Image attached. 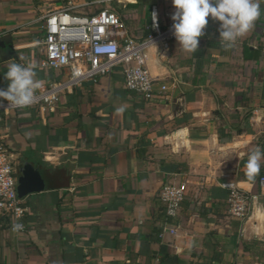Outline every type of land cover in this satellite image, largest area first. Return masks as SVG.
I'll use <instances>...</instances> for the list:
<instances>
[{"label": "crops", "instance_id": "1", "mask_svg": "<svg viewBox=\"0 0 264 264\" xmlns=\"http://www.w3.org/2000/svg\"><path fill=\"white\" fill-rule=\"evenodd\" d=\"M67 1L74 12L90 14L89 4L107 0H0V41L6 50L12 42L16 55L0 52V89L9 86L11 63L31 66L42 84L61 78V71L40 65L41 17ZM118 5L139 40L148 33L151 6L164 23L165 13L175 11L172 0ZM219 29V21L209 20L194 53L176 40L166 60L157 47L147 50L149 76L168 88L160 100L127 91L115 68L64 92L43 118L36 109L3 116L0 130L26 211L19 219L23 231H13L11 218L0 215V264H264L258 184L264 160L255 180L245 174L248 155L264 150V0L254 28L231 50L222 47ZM34 172L67 186L33 191ZM226 181L255 196L243 221L227 216L228 192L220 186ZM181 182L185 201L167 220L159 192ZM165 224L177 234L162 233Z\"/></svg>", "mask_w": 264, "mask_h": 264}, {"label": "built area", "instance_id": "2", "mask_svg": "<svg viewBox=\"0 0 264 264\" xmlns=\"http://www.w3.org/2000/svg\"><path fill=\"white\" fill-rule=\"evenodd\" d=\"M176 11V9H175ZM166 12L165 23L158 7L151 6L148 15V33L145 38L135 39L125 23L106 8L90 14L74 12V5L67 2L58 10L49 11L41 17L43 38L40 42L41 67L61 71L58 81L42 84L35 92L34 102L27 107H9L7 100L0 99V123L3 116L23 109H36L44 117L53 112L60 96L80 86L83 82L96 83L106 77L115 68L121 70L124 88L136 94L144 101L164 98L167 86L161 84L164 79L149 76L146 61L147 50L157 47L158 58L166 60L170 43L177 41L174 35L172 15ZM157 14L158 27L154 26L152 13ZM168 20V22L166 21ZM209 20H214L209 16ZM262 67L264 69V45L260 47ZM160 83L158 91L154 86ZM13 155L5 146L0 130V215L9 217L14 223H20L26 208L16 196ZM264 189V177L258 179ZM220 186L227 190V216L243 221L248 216L249 207L255 196H251L233 182H223ZM159 200L164 206L167 220L178 216L186 197V183H168L159 192ZM19 210V211H18ZM13 229V226H12ZM22 228L19 231H23ZM177 234L176 228L165 224L162 233Z\"/></svg>", "mask_w": 264, "mask_h": 264}, {"label": "clouds", "instance_id": "3", "mask_svg": "<svg viewBox=\"0 0 264 264\" xmlns=\"http://www.w3.org/2000/svg\"><path fill=\"white\" fill-rule=\"evenodd\" d=\"M172 3L176 9L171 17L174 35L179 46L188 53L198 50L209 16L220 22V43L225 51L231 50L239 39L245 37L261 16V0H172ZM152 20L158 27L155 12ZM5 78L10 83L6 90L0 89V99L7 100L9 107L30 106L35 100L36 90L42 86L34 69L20 63L9 64ZM117 111L122 112L123 109ZM262 160L264 150L259 147L248 155L245 174L249 181L259 175ZM22 228V224H13V231Z\"/></svg>", "mask_w": 264, "mask_h": 264}, {"label": "water", "instance_id": "4", "mask_svg": "<svg viewBox=\"0 0 264 264\" xmlns=\"http://www.w3.org/2000/svg\"><path fill=\"white\" fill-rule=\"evenodd\" d=\"M6 43L3 41H0V52H5V54H9L10 56H13L16 58L15 53L12 51L11 46L12 42H9L8 50H6ZM30 177V183L31 189L33 191H43L45 189H57V188H64L67 186L66 183H62L61 179L55 178V175H49V174H43L34 172L33 175ZM65 180H68L67 177H64Z\"/></svg>", "mask_w": 264, "mask_h": 264}, {"label": "rangeland", "instance_id": "5", "mask_svg": "<svg viewBox=\"0 0 264 264\" xmlns=\"http://www.w3.org/2000/svg\"><path fill=\"white\" fill-rule=\"evenodd\" d=\"M124 2L125 0H107L106 2H100V3H97L96 1L93 2L92 4H89L87 7H86V11H88L87 13H91V12H94V11H97V9L99 7H101L102 5L104 6V8H106L107 10H110V11H114L113 9H115L117 6H119L118 4L121 3V2ZM69 2V1H67ZM66 2V3H67ZM108 2V3H107ZM105 4V5H104ZM115 12V11H114Z\"/></svg>", "mask_w": 264, "mask_h": 264}, {"label": "trees", "instance_id": "6", "mask_svg": "<svg viewBox=\"0 0 264 264\" xmlns=\"http://www.w3.org/2000/svg\"><path fill=\"white\" fill-rule=\"evenodd\" d=\"M126 8H128L127 6H125V9ZM100 10V9H99ZM114 11H112V12H114L122 21H123V16H122V14H123V11H124V9L123 8H120L119 6H117L115 9H113ZM124 22V21H123ZM139 40V39H138ZM141 40V39H140ZM264 247V246H263Z\"/></svg>", "mask_w": 264, "mask_h": 264}, {"label": "bare ground", "instance_id": "7", "mask_svg": "<svg viewBox=\"0 0 264 264\" xmlns=\"http://www.w3.org/2000/svg\"><path fill=\"white\" fill-rule=\"evenodd\" d=\"M256 215V214H255Z\"/></svg>", "mask_w": 264, "mask_h": 264}]
</instances>
